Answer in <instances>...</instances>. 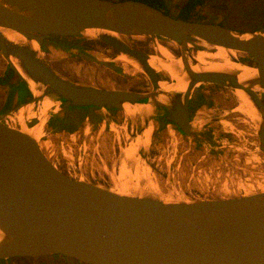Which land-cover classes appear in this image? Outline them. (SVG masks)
<instances>
[{"label": "water", "instance_id": "water-1", "mask_svg": "<svg viewBox=\"0 0 264 264\" xmlns=\"http://www.w3.org/2000/svg\"><path fill=\"white\" fill-rule=\"evenodd\" d=\"M3 29L22 37L11 38ZM85 33L107 43L117 54L104 57L77 50L78 55L117 71L121 66L115 61L126 54L139 63L151 88H105L72 80L42 55L49 41L74 46L58 36ZM129 36L176 42L180 56L175 58L181 60L177 69L187 80V89L162 87L161 81H174L165 70L151 65L150 52L125 40ZM31 41H37L40 50ZM217 46L244 53L256 65L231 59L256 71L242 75L239 70L207 68L195 52H214ZM0 54L33 94L29 103L0 116V259L62 254L87 264H264V191L192 200L165 196L153 185L144 190L142 184H149L145 170L137 180L132 175L137 163L149 165L148 150L141 157L139 146L124 152L128 159L124 166L130 171L125 180L132 192L119 193L117 187L68 176L30 131L40 124L38 114L48 98L55 106L45 122L51 113L65 108L117 109L134 122L140 119L143 133L157 118L158 108H167V120L191 135L193 93L200 85L213 83L234 93L242 90L253 102L264 154V26L241 30L218 22L186 20L141 0H0ZM125 103L133 104L134 112L129 113ZM147 104L150 110L144 107ZM35 105L38 109L31 114ZM32 118L40 122L29 126ZM11 120L21 126L10 124Z\"/></svg>", "mask_w": 264, "mask_h": 264}, {"label": "rangeland", "instance_id": "rangeland-1", "mask_svg": "<svg viewBox=\"0 0 264 264\" xmlns=\"http://www.w3.org/2000/svg\"><path fill=\"white\" fill-rule=\"evenodd\" d=\"M164 1L168 6H166V10L169 9L174 15L179 10L180 5L186 0ZM201 13L202 15L207 16L205 21L222 23L226 26L236 29L255 30L261 26H264V0H208L205 6L202 8ZM80 36L89 39L86 43H84L85 45L90 44L91 47L95 48L94 50L98 51H92V53L104 57L108 56V54H106V50H103L104 46L99 39L86 33L81 34ZM125 40H127L130 44L133 43L138 47L141 46L146 48V51L150 52L151 54L158 53L155 49L156 44L151 38H147L145 36H129L125 38ZM158 41L162 43L161 45L169 46L168 40L159 38ZM169 48L175 53V57L180 56L179 51L175 52L176 49H173L171 46H169ZM42 55L55 70L72 80L105 88L121 89L137 88V82L139 81L140 84H143V87H147L145 88L146 90L151 88L149 79L145 78V74L141 73V71L138 69H132V67H130L132 70L126 72L122 68L121 64L118 63V65L121 66V70L114 71L104 66L90 62L84 58H81L80 56H76L72 49L64 50L63 48L54 45V43H46L44 49H42ZM246 59L251 61L249 63L254 65V62L250 57L247 55L242 57L243 61H246ZM7 69L8 62L0 54V75H2ZM17 76L19 75L17 74ZM199 87H201V85ZM199 87H197V89H199ZM17 89V96L19 93V102L25 101L26 93L23 87L18 85ZM9 91L10 89L8 85H0V106H2L4 100L7 98L6 96ZM217 91L218 92L209 91V95L219 94V96H227V104L228 108L230 106V111L237 108L239 99L231 89L225 87L223 92L220 89H217ZM218 105L221 106V104ZM37 109L38 105L32 107L31 114H34ZM61 111H58L54 114L59 112L61 113ZM122 112L125 114V116L131 117L126 112ZM52 114L53 113L47 116L44 125L43 138L45 139H47L50 134L48 121ZM231 114L238 115V117L240 116L237 120H244L241 127L236 126L235 128L233 126L234 130L239 133L244 143L247 144L252 142L255 144L254 146L257 147L258 134L256 123L247 115L239 112L238 110L232 112ZM198 119H204V121L199 122L200 125L203 124L207 120V114L200 113ZM233 120L236 121V119ZM31 121L33 124L32 126L40 122L36 118H32ZM31 121H28V125ZM12 122V125L21 126V123L18 120H14ZM226 123L229 124L227 121ZM156 125V120H152V127L150 129L151 135L150 140H147V145H141V141L138 145H136V143H138V141L141 139L140 135H142V133L140 132L137 134L135 141H127V144H121L122 150L120 152L117 151V157H113V160L110 159L112 158V155L114 156V154H112L113 151H110L111 149L106 150L102 148V154L105 161L112 165V168H109L108 170L109 173H111V179L110 177L108 178L106 172L104 174L101 171L100 167L102 162L98 158L93 160L94 171H101L106 180L103 179V175L101 173L100 178L97 180H89L83 177L81 178L89 182L104 185L106 187L119 188L120 181L122 182L125 180V175L123 177L121 176V168L124 165V162L126 163L128 160L126 157H124V152L128 153L130 152L129 150H136V148L139 146L142 147L144 145H146V148H151L150 159L148 161L149 166H147L145 163L142 164L146 174L148 173L147 176L149 184L147 182L145 184L143 183L144 185L142 184L141 187L145 190L146 187L150 188L151 184L154 188L158 186L157 188L161 190V194L164 193L163 195L168 197L199 200L246 196L244 193H246L247 188H243V186H245L243 184L246 182V185L253 184V187L250 188L256 189L258 179H261L264 175V156L261 155L257 149L247 150L245 152H242L243 150L229 151L226 150L228 146H226V148L222 147L227 144V140H223V142L219 140L217 142L213 140H206L203 137V144L198 145V147H194L195 144L193 139H190V141L185 140L186 142H181L183 138L180 136H178L177 140L174 139L171 141L164 139L163 134H158V139L156 138L154 140L153 132ZM216 134L219 136V132ZM48 139L47 145L51 146L52 144L50 142V138ZM64 139H66V137H64ZM64 144L66 145L67 142ZM129 144H135V146H131L129 148ZM246 144L245 146L247 147L248 145ZM53 147L55 148V146ZM191 147L194 148L191 149ZM66 148L68 149L67 145ZM43 150L47 156L51 158L50 156L52 151L48 152L46 148H43ZM254 156L258 158L256 161L252 158ZM141 157L144 156L141 155ZM59 161L62 162L61 159L56 160L58 163ZM67 162L68 164L66 162H62V164L65 165V168L66 166L73 167L75 165V161L73 159H67ZM118 174H120V176ZM115 181L116 185L119 186H115ZM223 181L226 183V185ZM227 188L229 190H227ZM254 191L255 193L260 192L259 190Z\"/></svg>", "mask_w": 264, "mask_h": 264}, {"label": "flooded vegetation", "instance_id": "flooded-vegetation-1", "mask_svg": "<svg viewBox=\"0 0 264 264\" xmlns=\"http://www.w3.org/2000/svg\"><path fill=\"white\" fill-rule=\"evenodd\" d=\"M58 38L66 42H71L74 46L69 48L64 44L50 41L47 42V44L54 43V45L61 47L64 50L72 49L76 56H80L76 53L77 50L87 54H93L92 51L98 52L97 50H94L95 48L91 47L90 44L85 45L84 43L89 39L80 35L58 36ZM101 42L104 46L103 50H106V54H108L109 57H114L117 54V51L113 47L103 41ZM131 45L136 49L146 50V48L141 46L138 47L133 43ZM80 57L86 59L83 56ZM245 62L249 63L251 61L246 59ZM254 65H256L255 62ZM0 79H3V81H0V85H8L10 89L6 96L7 98L4 100L2 106H0V116L11 109H15L19 105L29 103L33 99V94L28 85L17 76L16 73L10 71L9 68L0 75ZM137 84V88L128 89L146 91L145 88L147 87H143V84H140L139 81ZM18 85L22 86L26 93V100L23 102H19V93L17 96ZM217 89H220L223 92L225 87L219 84L205 83L201 85L199 89L194 91L189 107V117L192 126L191 135H187L176 124L167 120L166 115L169 113L167 108H158L157 118L155 119L157 125L153 132V139H158V134H163L164 139L171 141L174 139L177 140L178 136H180L183 138L181 142L193 139L195 144L194 147L203 144L202 137L206 140L217 142L219 140H221V142L227 140V144L222 146L224 148L228 146L226 150H243L242 152H245L247 150L257 149L259 153L264 156L259 148V137L258 146L256 147L252 142L247 144L244 143L239 133L234 130L233 126L235 128L236 126L241 127L244 120H237L240 116L238 117V115L231 114L232 112H235L237 108L230 111V106L228 108L227 104L228 97L219 96V94L209 95V91L218 92ZM218 104H221V106ZM200 113L207 114L206 122L201 125L199 122L204 121V119H198ZM233 119H236V121ZM49 121L48 127L50 128V134L48 138H50V142L55 148L52 145H47L48 138L44 139L47 141L45 148L48 152L52 151L50 156L52 160L51 158L50 160L64 173L75 179L83 177L89 180H97L100 178L102 172L104 174L106 172L108 178L110 177L111 179V173H109L108 170L109 168H112V165L105 161L102 154V148L106 150L111 149L110 151H113L112 154H114V156L112 155V158H110L113 160V157H117V151L120 152L122 150L121 144H127V141H135L137 134L142 130V121L140 119H137L134 122L132 117L125 116L122 111L117 109L104 111L98 108H90L87 110L65 108L61 113L52 114ZM224 121H227L229 124H225ZM8 122L10 123V121ZM134 123H136V130L134 129ZM10 124H13L12 120ZM29 125H33L32 121L29 122ZM216 131L219 132V136H217ZM64 137H66V139H64ZM65 142H67L66 145L68 146V149L64 144ZM245 144L248 146L246 147ZM194 147H191V149ZM146 150H148V159H150L151 148L148 147L146 149V146H142L139 148V153L142 156H145ZM96 158L102 162L100 167L102 172H99V170L94 171L93 160ZM59 159L67 164V159H73L75 165L73 167L66 166L65 168V165L62 164L61 161H59V163L56 162V160ZM104 177L105 176L103 175V179L106 180ZM0 264H84V262L62 254H49L39 256H14L8 259H0Z\"/></svg>", "mask_w": 264, "mask_h": 264}, {"label": "bare ground", "instance_id": "bare-ground-1", "mask_svg": "<svg viewBox=\"0 0 264 264\" xmlns=\"http://www.w3.org/2000/svg\"><path fill=\"white\" fill-rule=\"evenodd\" d=\"M3 31L11 38L22 37L19 33L15 32L13 30H10V29H3ZM113 34H116V33H113ZM122 38H124V36H122ZM30 43H31V45H32V47L34 49L40 50V44L37 41H31ZM155 44H156V48H155L156 52H158L160 54L152 53L151 58H150L151 65L156 70H161V69L165 70L170 75L172 80L174 81V83H169L167 81H161V83H160L161 86L165 87L168 90H175V91H180V92L185 91L187 89V86H188L187 80L184 78V76L177 69V66H180L179 64L181 63V60L175 58V56H176L175 53L172 50H170V48H169V46H171L173 49H176L175 52L176 51H180L179 47H178V44L176 42H174V41H168V45L169 46H167V45L164 46V45H161L162 43H160L158 40H155ZM195 54H196L197 58L202 63H205V64L208 65L207 68H209V69L239 70V71H241L242 75H248V74H251V73L256 71V69H254V68H248L246 66H242L238 62H236L233 59H231V57H234V58L245 57L244 53L239 52L237 50H227L223 46H217L214 52H211V51L205 49V50L197 51V52H195ZM161 56H162V58H161ZM207 59H214V61L211 62L210 60H207ZM115 62L121 64L122 68L126 72H129V70H132L133 68L138 69L139 71L143 72V70L141 69L139 63L137 61L131 59L126 54H120V56L117 58V60ZM130 67H132V69ZM18 69L23 74V72L20 69V67H18ZM29 83H30V85L32 87L36 86V84H35V82L33 80H29ZM235 95L239 99V104H238L236 110H238L239 112L244 113L249 118H251L253 121H257L258 120V112H257V109L254 106L253 102L245 95V93L242 90H236L235 91ZM54 106H55V102H53L52 100L46 98L42 102L40 114H38L39 115V119H40L41 122H40L39 125L35 126L33 129L30 130L31 133H33L37 137V139H39V142H40V145H41L42 148H45V145H46V142H47L43 138V136H44L45 117H46L47 112L51 108H53ZM144 107L146 109H148V110H150L152 108L150 104H147ZM135 108L139 110V108H141V106H136ZM125 109L128 110L129 113L134 112V105L130 104V103H125ZM19 114H20L19 117L22 118L23 109H20ZM224 123L227 124L226 121H224ZM151 127L152 126H149L147 129L144 130L143 133L141 132L142 133V135H140L141 139L138 141V143H136V145H138L140 141H141V143H140L141 145H143V144L147 145V140H150V135H151L150 134V129H151ZM131 146H135V144H131ZM134 153L135 152L133 150L131 152V156ZM250 157H251V155H250ZM252 158L255 161H256V159H258L255 156L252 157ZM142 167H144V166H142L141 163H137L135 171L132 172L133 179L137 180V178H141L143 176L144 169H142ZM121 170H122L121 171V174H122L121 176L122 177L124 175H127L128 172H130L127 165H125V166L123 165ZM118 175L120 176V174H118ZM147 175H148V173H147ZM114 179H115V177H114ZM121 180H123V179H121ZM225 182H226V180H225ZM225 182H224V184L226 185ZM238 183H240V182H238ZM241 183H242V181H241ZM246 183L243 184V185H245V186H243V188L244 187L247 188L246 189V193H244L246 196L254 194L255 193L254 190L264 191V175H263V177L261 179H258L257 184H256L257 185L256 189H251L250 188V187H253L252 186L253 184L246 185ZM114 184H115V186H119L120 185L119 188H116L117 192H119V193H130V192H132V188L130 187V182L128 180L127 181L123 180L122 182L120 181L119 185H116V181H115ZM157 187L155 189L161 191ZM146 188H148V187H146ZM114 190H115V188H114ZM227 190H229V189L227 188ZM181 191H183V190H181Z\"/></svg>", "mask_w": 264, "mask_h": 264}, {"label": "trees", "instance_id": "trees-1", "mask_svg": "<svg viewBox=\"0 0 264 264\" xmlns=\"http://www.w3.org/2000/svg\"><path fill=\"white\" fill-rule=\"evenodd\" d=\"M141 1H144L152 6L164 10L166 13L173 15L169 9L166 10L167 4L164 0H141ZM207 1L208 0H186L180 5L179 10L173 16L183 18L186 20L205 21L207 16L202 15L201 10L205 6ZM8 68L10 71L16 73V71L12 67L8 66ZM0 81H3V79H0Z\"/></svg>", "mask_w": 264, "mask_h": 264}]
</instances>
